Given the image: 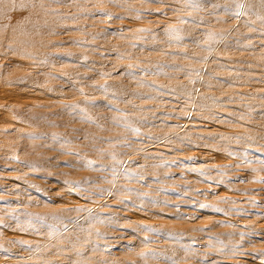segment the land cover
<instances>
[{
  "label": "clouds",
  "instance_id": "obj_1",
  "mask_svg": "<svg viewBox=\"0 0 264 264\" xmlns=\"http://www.w3.org/2000/svg\"><path fill=\"white\" fill-rule=\"evenodd\" d=\"M0 264H264V0H0Z\"/></svg>",
  "mask_w": 264,
  "mask_h": 264
}]
</instances>
